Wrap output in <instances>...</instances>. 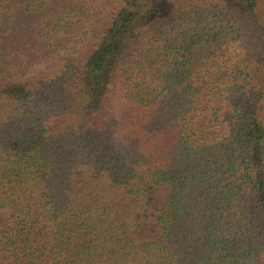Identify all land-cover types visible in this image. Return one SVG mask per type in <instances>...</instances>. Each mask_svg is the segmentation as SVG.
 I'll return each instance as SVG.
<instances>
[{
  "label": "trees",
  "instance_id": "16d2710c",
  "mask_svg": "<svg viewBox=\"0 0 264 264\" xmlns=\"http://www.w3.org/2000/svg\"><path fill=\"white\" fill-rule=\"evenodd\" d=\"M0 264H264V0H0Z\"/></svg>",
  "mask_w": 264,
  "mask_h": 264
}]
</instances>
